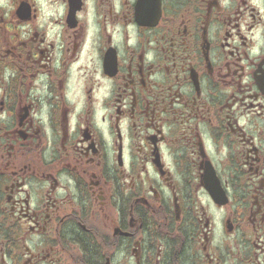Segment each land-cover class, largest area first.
I'll list each match as a JSON object with an SVG mask.
<instances>
[{
    "label": "flooded vegetation",
    "instance_id": "obj_1",
    "mask_svg": "<svg viewBox=\"0 0 264 264\" xmlns=\"http://www.w3.org/2000/svg\"><path fill=\"white\" fill-rule=\"evenodd\" d=\"M0 264H264V0H0Z\"/></svg>",
    "mask_w": 264,
    "mask_h": 264
}]
</instances>
